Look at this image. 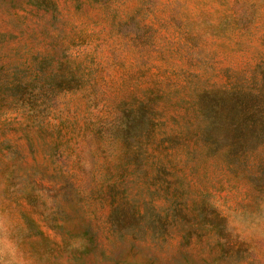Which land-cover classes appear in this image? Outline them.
I'll use <instances>...</instances> for the list:
<instances>
[{
  "label": "rangeland",
  "instance_id": "1",
  "mask_svg": "<svg viewBox=\"0 0 264 264\" xmlns=\"http://www.w3.org/2000/svg\"><path fill=\"white\" fill-rule=\"evenodd\" d=\"M0 264H264V0H0Z\"/></svg>",
  "mask_w": 264,
  "mask_h": 264
}]
</instances>
